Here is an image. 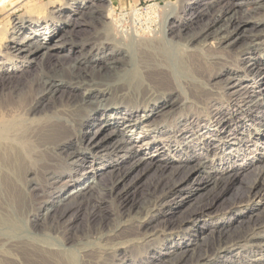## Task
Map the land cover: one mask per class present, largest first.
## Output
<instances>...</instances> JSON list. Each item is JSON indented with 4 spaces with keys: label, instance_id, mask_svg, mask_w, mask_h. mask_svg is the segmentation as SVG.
<instances>
[{
    "label": "bare ground",
    "instance_id": "6f19581e",
    "mask_svg": "<svg viewBox=\"0 0 264 264\" xmlns=\"http://www.w3.org/2000/svg\"><path fill=\"white\" fill-rule=\"evenodd\" d=\"M5 1L0 0V7ZM224 1L228 5L224 6L226 9L222 13H214L209 22L191 32L184 30H189L193 22L209 13L215 6L212 1L205 2L208 5L206 12L200 10L197 15L195 12V16L196 0H187L178 12L166 3L161 21H157V28L150 31L120 28L119 24L114 26L101 20L102 28H93L94 33L91 32L92 35L80 43L79 54L74 55L68 64H60L54 70L51 68V73L39 68L37 75H32L33 78L27 80L22 88L13 86L7 93L0 94V227H7V233L10 229L13 233L15 229L17 231L22 217L37 229L41 222L48 221L47 217L64 215L71 204L94 188L98 193L103 189L104 194L112 198L122 197L119 203L122 206L129 191L124 186L120 191L118 188L126 175L141 163L145 168L157 165L158 169L152 189L133 209L130 206L125 209V219H120L122 213L119 212L118 223L115 220L117 227L104 233L102 244L96 242L100 244L96 246L98 251L89 247L75 248L76 251L55 248L47 239L48 234L19 244L16 250L21 253V260L15 258V252L4 249L1 242L0 264H113L111 261L117 256L122 258L127 247L135 244L146 246L155 237L159 246L154 253L176 254L168 264H264V203L262 213L256 215L258 218L241 235L225 239L224 230L214 229L211 235H205L203 242H195L193 245L202 247L210 239L216 243L211 249H204L190 263L184 262L185 253L190 250L186 237L204 231L203 227H184V224L187 219L195 222L212 214L213 201L208 199L195 206L186 218L176 217L173 208L166 204L170 194L183 192L177 202L181 204L189 200L194 191L205 187L208 181L216 183L224 173L230 172L231 175L234 170H245L258 162L264 164V114L262 111H258L261 115L253 114L255 109L264 107V54L255 60L252 57L254 62L248 69L240 66L242 60L249 58L248 55L264 48V16L254 21L247 18L240 21L230 14L238 12L245 2H254L257 6L253 9L264 7V0ZM88 3H92L91 0H77L51 10L52 5L47 2L42 7L30 9L25 16L14 18L6 28L0 27V73L4 75L0 80H11L13 73L24 72L26 64L35 62L37 58L42 61L43 57L63 48L49 44V41L55 35L58 40H63L61 32L71 25L72 15H77L79 9ZM64 9L73 14L68 13L62 19ZM38 36H43L45 45H41L42 40L39 41ZM65 42L71 44L70 40ZM219 75L225 76L217 79ZM35 85L41 96L35 97ZM59 91L62 93L56 102L54 95ZM46 95L52 103L40 109ZM98 111L99 119L94 116ZM97 120L101 121L100 126L93 130L91 136L80 131L83 124ZM229 122L233 123L234 131L225 130ZM101 127L102 130H110L100 136ZM137 128L140 130L134 133ZM84 140L87 149L78 161L75 156L83 149ZM250 144L254 147L249 148ZM202 146H207L206 150H212L215 156L209 164L207 153L200 152ZM184 147L186 149L182 150ZM103 151L107 154L105 158L101 154ZM136 151H142L143 155L135 160ZM86 154L91 155L89 164L84 163ZM192 156L200 160L185 171L187 174L194 175L200 168L209 170L204 171L203 180L197 179L182 191L188 177L183 176L171 183L170 180L177 171L187 168L186 157ZM129 161L133 163L122 169ZM174 162H177L176 167L165 173ZM76 173L77 179L73 180L76 186L64 196L60 195L67 184L63 181L57 186L58 178L62 174L72 178ZM263 174L264 167L259 168V178L252 184L243 204L233 203L217 214L222 215L227 210L232 212L239 206L253 213L256 208L254 201L257 204L264 201ZM88 177L97 182H88ZM103 177L110 182L101 188ZM165 180L167 183L163 184ZM30 190L40 191L47 198L44 200L42 196L44 201H36L39 205L32 219L29 218L31 208L29 213L26 210L29 207L26 206V193ZM16 210L19 215H11ZM105 215L108 213H102L103 217ZM221 221L218 219L210 224L216 226ZM49 223L44 228L51 229L53 224L49 226ZM44 228L38 229L43 231ZM69 229L70 225L64 232ZM3 231L0 232L4 234ZM175 233L179 239L171 242V248L164 252L169 245L168 238ZM118 248H124L123 252ZM177 248L179 252L175 253ZM137 264L155 263L144 256Z\"/></svg>",
    "mask_w": 264,
    "mask_h": 264
},
{
    "label": "rangeland",
    "instance_id": "374dc122",
    "mask_svg": "<svg viewBox=\"0 0 264 264\" xmlns=\"http://www.w3.org/2000/svg\"><path fill=\"white\" fill-rule=\"evenodd\" d=\"M73 1H77V0H8V1L6 0L4 2L3 6L0 7V27L6 28L7 25L10 24V22L13 21L14 18L19 17V16L20 17L25 16L26 13L30 11V9H36V8H38V6L42 7L47 2L51 3L52 9L51 8L50 9L54 10L57 7H59L60 5L66 6L69 2H73ZM186 1L187 0H161V1L156 0V1L146 2V3L140 4L138 6H133V7H128V8H119V7H115V5H113L111 0H91L92 3H88L83 8L79 9L80 12L77 15H72V19H71V23H70L71 25H69L65 30H62V32H61L63 40H58V36L55 35V36H53L54 38L52 37V39L49 41L50 42L49 44L61 45L64 47L54 51V54H52L51 56L43 57L42 61H41V58H37L38 61L36 60L35 61L36 63L33 62L31 64H26L24 69H23L24 72L19 71V72L13 73L14 75H12L11 80H8L7 78H6V80L1 79L0 80V94L7 93V90L13 86H17V87L20 86L22 88V85H25L27 80H30V78L32 79L34 74L37 75V73L41 70L42 67H43L44 72H50L51 73L52 72L51 70L52 69L54 70V69L60 67V64H64V66L66 64H68L73 59V57H75L74 55L79 54L80 43H82V41L86 40L88 35H92V33H94L93 31L95 29H101L102 28L101 20L106 21V22H110L114 26H117L119 24L118 27H120V28H125V29H129V30H131L132 28H133L132 30L139 28V29L144 30V31H147V30L150 31V30H154L157 28L156 27L158 25L157 23H159L161 21L162 16H163L162 14H164V6L166 3H169L173 8H175V10L177 9L176 11L178 12L182 8V6L185 5ZM196 1H197V3L195 5V8L193 9L194 16H195V12L197 15V13H199L200 10L205 11V12L208 10L207 9L208 5H205V2L209 3L212 1V3L215 4V6L211 7L212 10L210 9V11L207 15L202 16L201 18H198L197 22H193L192 24L194 25V27H192L193 25L191 24L189 30H184V32H186V31L191 32L193 30H196V28L198 29L199 27L203 26L204 24L209 22V20L213 17V15L222 13L226 9L225 7H227V5H228V4H226V1H224L225 2L224 3L223 0H196ZM223 4H225V5H223ZM35 6H36V8H35ZM255 6H257V5L254 2H245V4L242 5L241 9H239L238 12H236V13L230 12V14L235 15L237 17V19L240 21L245 20L246 18L254 21L255 19H259V18H262L264 16V7L261 5V7H258L259 9L258 8L253 9V7H255ZM250 7H252V8H250ZM197 8H198V10H197ZM64 10H65V12H63L61 14V15H64V17L62 16V19H65V15L68 13L73 14V12H70L69 10L67 11V9H64ZM89 11L90 12L92 11V14L89 15V13H90ZM157 21H159V22H157ZM134 27H136V28H134ZM2 28H0V30H2ZM93 28H94V30H93ZM211 29L212 28L210 27V30ZM42 38H43V36H38L39 41H41ZM33 39L31 41H33ZM64 40H68V43L70 40L71 44H67L66 42L63 43ZM175 40H178V38L176 37ZM41 42H42L41 45L46 44V40H42ZM69 45H71V46H69ZM260 54H264V48L256 50V51H254L253 54L248 55L249 58L242 60V62L240 63V66L248 69V67L251 66V63H253L254 60L259 57ZM60 55H64V56H60ZM252 57H254V60H252ZM229 59L233 60L232 58H228V60ZM40 62H42V65H39ZM39 68H40V70H39ZM25 69H26V71H25ZM214 69L215 68H213V70ZM18 75H20V76H18ZM0 76L2 77L4 75L2 73H0ZM223 76H225V75H222V76L219 75V77L217 79L223 78ZM35 87H37V85H35ZM35 90H36L35 91L36 95L34 94V92L32 93V95L34 94L35 97L41 96V92H39L40 89H38V87H37V88H35ZM61 93H62V91H59L54 95V98H55L54 100L56 102L58 101L59 97L61 96ZM48 96L49 95H46L43 98L44 100L42 99V102L40 103V106H39V108L41 107L40 109H43L44 106L49 107L51 105L52 99L50 97L48 98ZM42 103H43V105H42ZM258 111H262L261 113L264 114V107H260L258 109H255L253 114L260 113ZM93 112L94 111H92L91 113H93ZM261 113H260V115H261ZM94 116L99 119V117H100L99 111L96 112V114H94ZM100 123H101V121L97 120L94 122L92 121L88 124L87 123L83 124L82 127L80 128V131H82L85 135L88 134L89 136H91V134L93 133V130L95 131L100 126ZM108 130H110V129L102 130V127H101L100 132L102 131V133L100 136H102L104 133H107ZM139 130L140 129L137 128L135 130L136 132L134 131V133H137ZM225 130L234 131L233 123L229 122L226 125ZM89 131H91V132L89 133ZM89 136H87V137H89ZM85 143H86V140H84L82 142L81 147H83V149L76 153L77 155L75 156V159L78 161H80V157L82 156V154H84L86 152L87 148L84 145ZM248 147L253 148L254 145L250 144V146H248ZM184 149H186V148L184 147L182 150H184ZM206 149H207V146H202V150L200 152H206L207 153L206 157H208V160H206V161H207V164H209L210 159H212V157H215V156L212 155V150H206ZM135 153H136L135 154L136 156L134 157V159L137 156L139 157V156L143 155L142 151H136ZM101 154L104 158L107 155L106 151H103ZM90 156L91 155L86 154L85 158L87 161L84 162L85 164H86V162H87V164H89V161L91 158ZM112 158L114 159L115 157L112 156ZM186 158H187V160H186V163H187L186 167L187 168L186 169L184 168L182 170L177 171L173 175L174 177L172 176V180H170V183H171L173 180L183 178V176L188 177L189 181H188V183H185L182 185V191H184L186 188L190 187L191 183L193 184L197 179L203 180L204 176H205L204 171L209 170L208 168L207 169L200 168L198 170V172H196V174H194V175L187 174V172H185V171L190 169L189 167H191L192 165L197 163V161L200 159L197 158L196 156H192V158H188V157H186ZM132 163H133L132 161L126 162L124 164V167H122V169L129 167ZM82 165H80V166H82ZM176 165H177V162H174L172 165H170L166 169L165 173H169L170 171H172L176 167ZM262 167H264V164L262 162H258V163H255L254 165H252L251 167H249L245 170H239V169L234 170L231 172V175H230V172L224 173V174H222V176H220L221 178L218 179L216 181V183H214V182L212 183V181H208L209 183L207 182V185L205 187H202L199 190L194 191L192 193V195L190 196V199L189 200L187 199L186 201H184L181 204L177 203V202L180 200L181 196L184 195L183 192H178L176 194H170L168 196L166 204L170 205L173 208V210L176 212L175 214L178 215V216L176 215V217H179V218H183V217L186 218V216L192 210V208H194L197 205L202 204L206 200L209 199V200L213 201L212 209H211L212 214H210L208 216H204L203 218L198 219L195 222H192L191 219H187L185 224H184V227H187V226L203 227V231H204V233H200V231L196 232V236H187L186 237V244L188 245L187 247L190 248V250H189V252H186L187 254L185 253V260H184L185 263H190L191 261H194L204 251V249L209 250L215 245L216 242L213 239H210V241H208L207 244H205L206 246L204 245L203 247L200 245H198V246L193 245L197 241L203 242L205 235H211L212 230H214V229L216 231L217 230H224L225 231L224 234H226V236L224 235L223 237L225 239H231V238H234V237L241 235L245 231V229L254 220H256L258 218L257 216L260 213H262L261 207L263 206V203H264L263 200L258 202V204H257V201L256 202L254 201V205L256 204V206H255L256 208H255L253 213H249L246 209L243 210L241 206H239L236 210H234L232 212L230 210H227V212L222 214V215L217 214L218 213L217 211L223 210L233 203L234 204L240 203L238 205L243 204V200H245L248 192L251 191L250 188L257 182L256 179L259 178L257 176L258 170H259V168H262ZM142 168H144V169H142ZM157 172H158L157 165L145 168V164L141 163L140 165L135 166L126 175L124 181L121 182V184L119 185V188H118L119 189L118 191H120V189H122L124 186L125 187L124 189H128V191H129L128 195L126 196V197H128V199L126 202H124L122 204V206L120 205L122 202V197L116 196L115 198L114 197L112 198L109 195L104 194L105 192L103 189H99V191L100 190L101 191L98 193L97 192L98 190L96 188H94L91 191L85 192V194H84L85 196L82 195L75 204H71V207L65 211L64 215H62L60 217L58 216L59 218L56 216H55L56 218H54L52 216L47 217L46 220H48V221H46V220L45 221L48 223H49V220H51V218L52 219L54 218L53 222H51L52 221L51 220L49 223V226L51 224H53L52 225V228H54L53 230H51L52 228L51 229L44 228L45 225L48 226V223H46V222H41V223L39 222L42 226L38 225L37 229H36L34 226L31 225L32 224L31 221L27 223V220L24 219V217H22L21 221L19 222L20 225H18L17 231L15 229L14 233H13V230L10 229V231L12 233H9L10 231L8 230L9 236L7 235L8 233L6 230L8 228L7 227H0V231L5 230V231H3L5 235L2 232H0V243L1 242L4 243V244L1 243L2 245L1 244L0 245L2 247H4V249L8 248L12 253L15 252L14 253L15 258H17L18 260H21V259H19L20 258L19 255L21 256V253L19 254V251L16 250V249H18L16 247L19 244H21L27 240H28V242L29 241L32 242V241H34V239L37 240L39 238H42L43 235L49 234L47 239H49V241L54 244L55 248H64V249L68 248V249H71L73 251L74 250L76 251L77 248H80V250H82L86 247H89L88 249H92L93 251L94 250L96 251L97 250L96 248L100 244L103 243L102 240L104 239V236H103L104 233H107V230L109 231L110 229L112 231L114 228L117 227L116 223H118V219L120 218V215H121V214L119 215V212L122 213V215H121L122 217L120 219H122V220L125 219L124 218L125 211H126L125 209H127L129 206L131 209H133L135 207V205H137L141 201L144 194H146L148 190L152 189V187H153L152 182H153L154 176ZM77 175L78 174L76 173L72 178H68V177H66L65 174H62L58 178V180L56 181V183H58V184H56L57 186L60 185V183L63 181H65V183L67 184L65 187L62 188L60 195L64 196L65 194L69 193V191H71L72 188H74L76 186V183H75L76 181L73 182V180H75ZM263 175L261 177L262 181H264ZM88 179H89L88 182H92V184L94 182H97V180H95L93 177H88ZM108 180L109 179L107 177L106 178L103 177L101 182H103L104 184H102L100 187L102 188V187H105V185H108L109 184L108 182H110V180L109 181ZM50 181H53V180H50ZM167 181L169 182V179ZM165 183H167L166 180L163 182V184H165ZM121 186H122V188H121ZM101 196L103 198H100ZM106 196H107V198H106ZM30 197H31V200H30ZM41 197L43 199L44 198L47 199L45 197V195L42 194V192L37 191V190L36 191L30 190L29 192L26 193V200H27L26 206H29V207H26L27 208L26 210L28 211L27 213H29L31 210V212L29 213L30 219H32L33 218L32 215L35 212H37L36 209H38V208H36V206H38L39 203H36V201H39V200L42 201L43 199ZM30 203H32V204H30ZM118 204L120 206H118ZM32 205H34V206H32ZM93 206L96 209H94V208L92 209ZM94 210L96 211V213L94 212ZM97 210L100 212H98ZM121 210H122V212H121ZM241 210H243V211L241 214H239V211H241ZM42 211H41V213H42ZM114 212L118 215H116ZM16 213L11 214V215L18 216L19 215L18 210H16ZM102 213H104V214L108 213V215L104 216L105 219L102 216ZM94 214H96V215H94ZM113 216H116V217H113ZM89 218H90V221H89ZM114 218H116V219H114ZM218 219L222 220L221 224L216 225V226L214 224H212V225L210 224V223H214ZM115 220H117L116 223H115ZM54 221H56V222H54ZM102 221H105V222H102ZM57 223H58V225H57ZM89 223H90V225H89ZM91 223L93 226L91 225ZM105 224H107V226ZM113 224H115V225H113ZM69 225H70V229L68 230V232H64L68 229ZM95 225L96 226L98 225V226L96 227ZM102 225H104V226H102ZM56 226L58 227V229H56L57 228ZM19 227H21V228H19ZM42 227L44 229H46L45 231L46 232L48 231V233H46L44 231V229H43V231H41L42 229H38V228H42ZM92 228H94L93 231H92ZM105 228H106V230H104ZM72 229H74V231ZM76 229H77V231H76ZM86 229H88V230H86ZM100 229H101V232L103 234H101ZM56 230H58V231H56ZM98 230L100 233L98 232ZM103 230L106 232H104ZM39 232H41V233H39ZM75 232H77L79 235ZM88 232L90 233V237H89ZM91 233H93V234H91ZM63 234H65V235L63 236ZM94 234L96 236L99 235L98 236L99 238L96 237ZM10 235H13V236H10ZM16 235H18V236H16ZM52 235H53V237H52ZM74 235L75 236L77 235V237H79V238L75 237ZM86 235H88L87 238H89V239L86 238ZM100 235H102V236H100ZM30 236H31V238H30ZM82 237H84V238L82 239ZM63 238H64V240H63ZM101 238H102V240H101ZM151 238H153V237H151ZM78 239H80V240H78ZM178 239L179 238H177V233L170 236L168 238V244L169 245H168V247H166L164 252L171 248L170 247L171 242L173 243L174 241H177ZM60 242H61V244H60ZM96 242L97 243L100 242V244L97 245ZM143 245L144 244H140V245L135 244L133 246L127 247L125 249V253L123 254L122 258L120 256L118 258V256H117L116 258H114L115 261L113 260L111 262L113 264H133L134 262H136L134 264H137L138 260H141V258H143L144 256H147L148 258L152 259L155 264H158V263L168 264L169 260L173 259L174 256H176V254L169 256L167 254L158 255L157 253H154V249L159 246L158 240L156 239V237L154 240L150 241L148 245H146V246L145 245L143 246ZM137 247H140V248H137ZM123 249L124 248H120L119 250L123 252ZM171 250L173 251V249H171ZM178 252H179V248L176 249L175 253H178ZM192 254H193V256H192Z\"/></svg>",
    "mask_w": 264,
    "mask_h": 264
},
{
    "label": "crops",
    "instance_id": "0c3cea01",
    "mask_svg": "<svg viewBox=\"0 0 264 264\" xmlns=\"http://www.w3.org/2000/svg\"><path fill=\"white\" fill-rule=\"evenodd\" d=\"M151 1H156V0H111L113 5L119 8H128V7L138 6L140 4L151 2Z\"/></svg>",
    "mask_w": 264,
    "mask_h": 264
}]
</instances>
